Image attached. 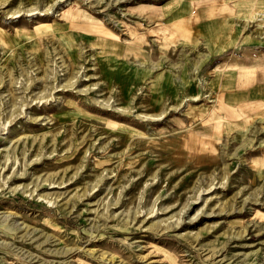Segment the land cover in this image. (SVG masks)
Here are the masks:
<instances>
[{
    "label": "rangeland",
    "instance_id": "374dc122",
    "mask_svg": "<svg viewBox=\"0 0 264 264\" xmlns=\"http://www.w3.org/2000/svg\"><path fill=\"white\" fill-rule=\"evenodd\" d=\"M174 1L0 0V264H264V117L208 49L264 0Z\"/></svg>",
    "mask_w": 264,
    "mask_h": 264
},
{
    "label": "crops",
    "instance_id": "0c3cea01",
    "mask_svg": "<svg viewBox=\"0 0 264 264\" xmlns=\"http://www.w3.org/2000/svg\"><path fill=\"white\" fill-rule=\"evenodd\" d=\"M195 1L179 0L174 2L194 4ZM224 2L225 4L235 3L234 10L236 13H240L244 9L243 1L228 0ZM191 8L196 13L198 9H201V7L195 6ZM211 9L207 10L206 1V5L203 6L202 20L198 18L193 23V16H189L191 17L189 20L190 25L201 21L205 25H207V22L209 26L213 24L212 20L216 19V16L210 15L212 13ZM174 13L175 11H172L168 14L172 15ZM219 17L222 23L223 15ZM227 31L221 30L216 33L217 37H221V39L219 42L211 43L208 49L213 51L214 56L220 55L214 58L216 61H214L210 69L211 78L215 77V80H217L215 100L218 99L220 101L221 105L226 108V112L231 109L236 115L240 116L229 119L226 118L224 113H219L220 121L234 125L245 118L264 117V45H260L261 43H258L259 40H254V43H251V40H253L251 39L249 42L248 38L251 36L240 32L241 30L236 29L235 31L237 32L233 33V35L227 33ZM227 51L230 54H223Z\"/></svg>",
    "mask_w": 264,
    "mask_h": 264
}]
</instances>
